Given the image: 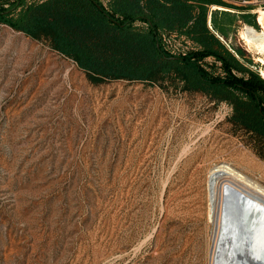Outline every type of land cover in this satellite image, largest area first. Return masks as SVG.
<instances>
[{"label": "rangeland", "instance_id": "obj_1", "mask_svg": "<svg viewBox=\"0 0 264 264\" xmlns=\"http://www.w3.org/2000/svg\"><path fill=\"white\" fill-rule=\"evenodd\" d=\"M226 1L253 7L242 13L255 24L225 8L234 20L221 36L261 74L262 55L240 30L261 29L264 0ZM185 46L170 44L176 52ZM180 86L92 83L72 59L0 23V264L264 260L257 225L254 236L230 233L217 246L207 194L209 169L219 163L264 185V153L229 120V103Z\"/></svg>", "mask_w": 264, "mask_h": 264}, {"label": "trees", "instance_id": "obj_2", "mask_svg": "<svg viewBox=\"0 0 264 264\" xmlns=\"http://www.w3.org/2000/svg\"><path fill=\"white\" fill-rule=\"evenodd\" d=\"M213 4L239 9L254 23L242 13L251 5L226 0H0V23L72 59L92 83L171 79L225 101L229 120L264 153V78L242 48L233 51L218 37H227L234 15L210 11ZM175 41L185 50L173 52Z\"/></svg>", "mask_w": 264, "mask_h": 264}, {"label": "bare ground", "instance_id": "obj_3", "mask_svg": "<svg viewBox=\"0 0 264 264\" xmlns=\"http://www.w3.org/2000/svg\"><path fill=\"white\" fill-rule=\"evenodd\" d=\"M213 8L225 9L226 7L213 4ZM256 13V19L261 29L245 25L240 30V36L245 40V43L247 42L250 47L262 55L259 60L264 65V8H257ZM260 72L264 78V66ZM207 194L210 212L218 224L219 243L217 246L219 244L221 247L224 246L230 233L235 232L243 235L249 233L251 237L254 236L255 231L252 229L256 225L264 233V185L258 180L248 176L230 163L215 164L209 169ZM251 237L247 238L250 240ZM240 245L244 244L240 239H237L234 248L235 250L238 248L239 252H242ZM245 245L249 249L252 242L246 241ZM217 248L219 247H216V252ZM232 264H255V262H248L243 258H232Z\"/></svg>", "mask_w": 264, "mask_h": 264}, {"label": "built area", "instance_id": "obj_4", "mask_svg": "<svg viewBox=\"0 0 264 264\" xmlns=\"http://www.w3.org/2000/svg\"><path fill=\"white\" fill-rule=\"evenodd\" d=\"M209 26H210V25H209ZM210 27H211V26H210ZM217 35H218V37H219V38H220V39H221V40H222V41L225 43V40H224V38H223V37H222L220 34H218V33H217ZM225 44H226V46H228V44H227V43H225ZM228 47H229V46H228ZM182 50H185V47H184V48H182V49H181V51H182ZM172 51H173V52H175V50H174V49H172Z\"/></svg>", "mask_w": 264, "mask_h": 264}, {"label": "water", "instance_id": "obj_5", "mask_svg": "<svg viewBox=\"0 0 264 264\" xmlns=\"http://www.w3.org/2000/svg\"><path fill=\"white\" fill-rule=\"evenodd\" d=\"M214 10L215 9H218V8H213ZM211 18V16L209 17V19ZM208 22H209V20H208ZM210 25V24H209ZM258 264H264V260H262L261 262H258Z\"/></svg>", "mask_w": 264, "mask_h": 264}]
</instances>
